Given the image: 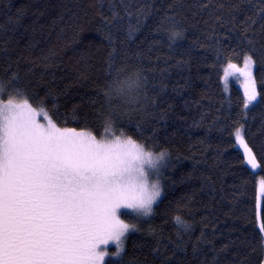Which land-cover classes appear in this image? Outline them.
Returning <instances> with one entry per match:
<instances>
[{
  "label": "trees",
  "instance_id": "16d2710c",
  "mask_svg": "<svg viewBox=\"0 0 264 264\" xmlns=\"http://www.w3.org/2000/svg\"><path fill=\"white\" fill-rule=\"evenodd\" d=\"M247 55L255 86L226 96ZM117 78L135 102L105 95ZM0 82L58 127L167 152L152 213L122 212L135 230L103 264H264V0H0Z\"/></svg>",
  "mask_w": 264,
  "mask_h": 264
},
{
  "label": "snow or ice",
  "instance_id": "6c2138e0",
  "mask_svg": "<svg viewBox=\"0 0 264 264\" xmlns=\"http://www.w3.org/2000/svg\"><path fill=\"white\" fill-rule=\"evenodd\" d=\"M130 88L117 78L105 95L133 103ZM5 90L0 82V264H102L108 254L102 246L110 242L119 255L135 230L119 218L126 214L121 210L152 213L161 190L158 183L148 186L142 165L156 168L167 152L154 156L130 137L104 143L61 129L43 107L3 104ZM256 99L255 92L248 95L249 103Z\"/></svg>",
  "mask_w": 264,
  "mask_h": 264
},
{
  "label": "rangeland",
  "instance_id": "374dc122",
  "mask_svg": "<svg viewBox=\"0 0 264 264\" xmlns=\"http://www.w3.org/2000/svg\"><path fill=\"white\" fill-rule=\"evenodd\" d=\"M246 57H251V56L247 55ZM230 65H234L235 67H230ZM253 70H254V61H253L252 57H251V61H249L247 64H246L245 58H244L243 61L241 63H239V64H237V63H229V64L225 65L224 68H223L222 75H221V82H222V87H223V90L225 92V95L227 96L229 94V90H230L232 84H234V85H236V86H238L240 88L244 85V86L249 87V89L252 90L251 86H253V87L255 86L254 82H252L253 81ZM10 99L12 100V104L13 105H23L24 102H25L22 99L9 98V99H2L3 104L7 105L8 101ZM246 104H247V106H245V109L250 106L251 102L249 103L248 100H246L245 105ZM31 108H33V107H31ZM36 110H38V109H36ZM0 119H2V118H0ZM37 120L42 121L44 123H47V121H43V118L40 117V116H37ZM59 128L64 129L62 127H59ZM76 131L77 132L88 133L87 131H84V130H76ZM238 131H239V136H240L239 139L237 137V132ZM95 138H96L97 141H103L104 143H114L117 140V138H119L120 142L123 143V141H125L127 139L126 137H118V136H116V137H99V138L95 137ZM234 138H235L237 147H239L242 151H244V147L242 148V146H241V140H243L242 126H238L235 129ZM162 152H166V151H162ZM159 153H161V152H157V153L152 152V154L154 156L158 155ZM165 160H166V157H165V159L163 160L162 163H160V164H158L156 166V168H152V167H150L147 164L142 165V168H143V170L145 172V176H146V183L148 184L149 187L153 183H158L159 186H160V173H161V169H162V166H163ZM154 204L152 205V208H153ZM124 211L133 212V213L137 214L132 209H122L121 210V212H124ZM141 216H143V215H141ZM119 218L121 220H123L125 223L133 225L122 214L119 216ZM130 232H132V231H130ZM130 232H128L126 234V236ZM125 240H126V238L124 239L123 248H124V245H125ZM102 247H105L106 251L108 253L105 256L104 260L102 261V264H103L107 257L116 256L115 253L117 252V247H116L115 243H112V242H110L107 246H102ZM110 248H113V250H110Z\"/></svg>",
  "mask_w": 264,
  "mask_h": 264
},
{
  "label": "clouds",
  "instance_id": "9594fccd",
  "mask_svg": "<svg viewBox=\"0 0 264 264\" xmlns=\"http://www.w3.org/2000/svg\"><path fill=\"white\" fill-rule=\"evenodd\" d=\"M162 162H163V161H158V162H157V165L160 164V163H162Z\"/></svg>",
  "mask_w": 264,
  "mask_h": 264
}]
</instances>
